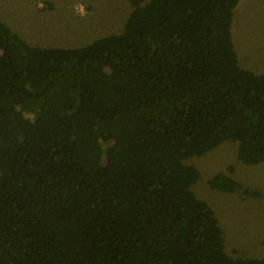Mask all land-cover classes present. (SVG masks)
Masks as SVG:
<instances>
[{"label":"trees","instance_id":"obj_1","mask_svg":"<svg viewBox=\"0 0 264 264\" xmlns=\"http://www.w3.org/2000/svg\"><path fill=\"white\" fill-rule=\"evenodd\" d=\"M131 0L76 48L0 20V264H264L234 259L185 161L237 142L264 163V74L233 43L240 0ZM218 173L211 189H245Z\"/></svg>","mask_w":264,"mask_h":264},{"label":"rangeland","instance_id":"obj_2","mask_svg":"<svg viewBox=\"0 0 264 264\" xmlns=\"http://www.w3.org/2000/svg\"><path fill=\"white\" fill-rule=\"evenodd\" d=\"M134 9L131 0H0V20L33 46L76 48L121 33ZM234 13L233 43L239 63L264 74V0H240ZM238 147L237 142L225 141L185 163L201 174L192 190L213 208L226 253L234 259H264V163L243 164ZM231 166L232 177L245 189L259 192V197L211 189L212 177L228 173Z\"/></svg>","mask_w":264,"mask_h":264}]
</instances>
